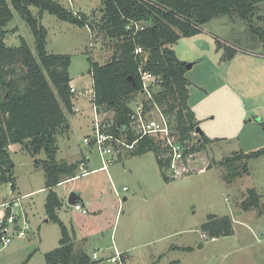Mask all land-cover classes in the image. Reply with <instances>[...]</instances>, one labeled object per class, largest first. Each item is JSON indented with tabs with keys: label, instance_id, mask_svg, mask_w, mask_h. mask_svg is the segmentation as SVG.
<instances>
[{
	"label": "rangeland",
	"instance_id": "1",
	"mask_svg": "<svg viewBox=\"0 0 264 264\" xmlns=\"http://www.w3.org/2000/svg\"><path fill=\"white\" fill-rule=\"evenodd\" d=\"M58 1L71 8V0ZM102 5L103 0H77L71 8L91 13L92 30L46 11L40 20L48 31V50L71 55V84L77 90L73 110H65L70 127L57 134L59 160L82 156L87 161L101 159L97 148L83 139L93 135L95 125L106 113L97 112L91 101L88 56L92 54L102 64L115 52V39L101 27ZM31 10L38 15L36 6H31ZM251 26L264 29V2L258 5L252 22L236 15H221L203 24L200 33L182 37L174 44L178 58L193 64L186 73L191 81L189 98L199 126L212 142L193 153L187 174L168 182L161 175L153 151L131 158L130 164L129 157L119 160L115 154L108 172L116 206L101 218L103 223L98 226H103L104 232L91 237L89 254H110L115 244L128 254L127 264H170L175 260L181 264H264V211L258 214L253 209L252 214L248 211L240 214V204L236 203L240 191L245 192L247 187H255L263 194L264 203V156L249 160V173L232 184L226 181V169L218 164L234 153L264 147V44ZM5 28L7 44L19 45L22 37L35 53L33 32L15 9ZM228 46L235 52L230 60H224ZM112 117L113 112H107L104 121ZM193 137L190 144L198 143L199 133H193ZM9 150L17 185L22 194H27L20 201L30 228L26 236L0 249V264H46L45 252L59 246L60 239V226L44 221L47 192L44 170L37 161L44 159L46 153L41 151L34 156L20 143L11 144ZM83 181L84 178L65 183L57 191L64 193L66 188L77 187ZM123 186L129 191H123ZM117 193L128 200L119 205ZM6 196V184L0 182V199ZM15 196L14 190L7 198ZM145 197L151 198L144 201ZM76 211L82 215L89 213ZM210 215H229L234 233L215 239L204 237L201 224ZM183 245L192 248H172Z\"/></svg>",
	"mask_w": 264,
	"mask_h": 264
},
{
	"label": "trees",
	"instance_id": "2",
	"mask_svg": "<svg viewBox=\"0 0 264 264\" xmlns=\"http://www.w3.org/2000/svg\"><path fill=\"white\" fill-rule=\"evenodd\" d=\"M264 0H103L102 29L115 39V52L105 63L88 56L92 77L93 105L99 111L113 112L105 129L117 137L132 142L131 131L133 101L142 95L139 75L142 57L147 60L144 69L161 77L160 87L153 98L166 114L176 122L178 140L189 146L185 154L202 150L212 139L199 133L198 143H191L193 133L198 132L200 121L189 105L191 81L187 78V62L178 58L174 44L182 37L198 34L202 25L221 15H236L252 22L258 5ZM31 6H36L38 15ZM13 9L27 22L35 38V53L21 37L19 45L5 41V28L13 18ZM74 25L93 28L91 14L74 11L58 0H0V182L16 188L15 164L9 146L22 144L32 155L45 151L46 157L37 161L45 175V214L60 226L59 246L45 252L46 264H92L90 256L77 249L73 235L58 215L63 201L55 191L61 182L77 175L79 163L57 159V134L66 129L68 119L65 110H73L74 93L71 92L70 66L72 58L67 53L51 52L47 48L48 31L41 23L44 12ZM96 11V9H95ZM137 21L144 24L142 30L128 29ZM251 25V24H250ZM264 44V29L252 27ZM220 43V42H219ZM221 45V43H220ZM141 46L144 54H136ZM235 52L227 47L224 60H230ZM143 96V95H142ZM144 98V96H143ZM133 103V104H132ZM130 156L153 151L161 174L168 182V160L161 157L166 150L156 136H146L132 149L123 148ZM264 156V147L248 153H234L218 162L226 169V181L233 182L249 172L248 161ZM262 195L254 188L246 191L240 203L243 210L264 211ZM80 202V201H79ZM78 202V203H79ZM201 229L211 238L234 233L229 215H210Z\"/></svg>",
	"mask_w": 264,
	"mask_h": 264
},
{
	"label": "built area",
	"instance_id": "3",
	"mask_svg": "<svg viewBox=\"0 0 264 264\" xmlns=\"http://www.w3.org/2000/svg\"><path fill=\"white\" fill-rule=\"evenodd\" d=\"M128 29L142 30L145 28L144 24L137 21H132ZM136 54H144V49L138 46L135 51ZM139 67V75L141 77L143 93L139 94L132 105L131 131L135 137L132 142H128L126 137H117L114 133H110L105 128L109 127L104 121L107 112L103 119L95 125L93 135L84 137L83 141L88 144H93L100 155L102 161V170H108L114 162V155L120 153L123 148L132 149L142 138L146 136H156L161 145L166 148L161 157L168 160V175L171 178H177L187 174L190 168V159L192 153L185 154L186 149L190 148L179 142L178 131L176 129V122L174 119L166 114L163 107L157 103L153 98V93L160 87L162 82L161 77L144 69V63L147 57L143 55ZM77 90L71 87V92L75 93ZM97 110V108H96ZM75 111H78L76 108ZM98 112V110H97ZM9 189L8 194H12L11 184H7ZM127 189L126 187L124 190ZM21 197H14L12 199L4 198L0 201V249L11 245L16 239L26 236L30 226L27 218L22 211ZM76 210L83 214L88 213L80 203L74 205ZM204 237H209L203 234ZM212 239H215L214 237ZM114 253L109 260L113 264H126L125 253L120 251L115 244H113ZM92 261H100V253H94L91 257Z\"/></svg>",
	"mask_w": 264,
	"mask_h": 264
},
{
	"label": "crops",
	"instance_id": "4",
	"mask_svg": "<svg viewBox=\"0 0 264 264\" xmlns=\"http://www.w3.org/2000/svg\"><path fill=\"white\" fill-rule=\"evenodd\" d=\"M75 1H77V0H71V4H70L71 8L75 5ZM74 11H81V10H74ZM71 86H72V84H71ZM83 92H84V89H83ZM189 105L193 109L191 102H190V98H189ZM193 111H194V109H193ZM194 112H195L196 117H197L196 111H194ZM69 127L70 126L67 124L66 128L68 129ZM117 155L119 156V160H122L123 157L124 158L129 157V163L126 161L124 163V165L126 163L130 164V162H132V159H134V157H136V156H130L129 154L126 153L125 150H121L120 153H118ZM60 160H65L69 163L78 162L79 166H78V170H77V175L74 178L67 179L55 187V189H56L55 191L58 193L59 197L63 201V206L59 209L58 214H59L61 220L64 222V224L69 229L70 233L73 235L76 248L84 250L91 258L92 254H89L87 251V247L89 246L91 237L92 236L95 237V234L99 231H102V233L104 232V227L98 226V224L103 223V222H101V220H102L101 218L104 217L105 215H107L112 210V208L113 207L115 208V206H116V204H115L116 199L113 196V192H112V189L110 186V184L111 185L113 184L112 179H111V175L108 172L109 169L107 171L100 169L102 167L101 159H100V161H99V159H98V161H95V159L94 160L90 159L87 161L85 156H82V157L77 158L76 160L68 159V158H66V159L62 158ZM158 166H159V164H158ZM130 169H132V168L130 167ZM115 171H116V175H118L119 171L118 170H115ZM99 173H101V174H99ZM14 176H15V172H14ZM83 178H84V181L81 184H79L77 187L72 185L70 188H68V189L66 188L64 193L61 192V194H59V191H57V187L65 184V183L71 182V181H76L78 179L81 180ZM235 181H236V179L233 182H231L230 184L234 183ZM138 185H140V184L138 183ZM125 187L127 188V186H123V191H129V188L124 190ZM249 188L256 189L255 187H247L245 192L240 191L241 192L240 197L238 194L237 197H239V198L238 199L236 198V203L238 202L240 204L242 202V200L246 197V191ZM44 189L46 191L45 187H44ZM11 190H12V192L14 190L17 192V196H15V197L23 198V197L27 196V194L21 193V191L17 185V178H16V188L11 189ZM8 191H9V189L7 187V184H6V194H8ZM72 192H76V193H79L81 195V200L79 203L85 209L88 210L89 213L87 215H82L81 213H79L78 211L75 210L74 205L68 204V199H69V196ZM258 193H259V191H258ZM68 194H69V196L67 198ZM259 194H261V193H259ZM117 195H118L119 200H120V202H118L119 205H121L122 200L123 201L128 200V197L125 195H123L122 198L118 193H117ZM261 195H262L261 200L263 202V194H261ZM7 197L8 196H6L5 198H7ZM150 198L145 197L144 201H148ZM155 198L156 197H154V199ZM3 199L4 198L0 199V201H2ZM238 209H240V212H239L240 214L243 212H247V211L252 214V211H253V210H246L245 211V210L241 209V207H239ZM44 221L49 222L51 220H49L46 216ZM68 224L71 225V228H69ZM202 224H201V226H202ZM201 232H202V235L205 233L202 229H201ZM59 241H60V239H59ZM200 245H202V243H200ZM112 248H113V246H112ZM172 248L191 250L192 246L191 245H183V246H173ZM113 253H114V251L111 252L110 254H100V256H101L100 261H108L109 262L110 261L109 258ZM127 257H128V254L125 252V258L124 259H125L126 264H127ZM94 262H96V261H94ZM170 264H181V263L179 260H175V261H172Z\"/></svg>",
	"mask_w": 264,
	"mask_h": 264
},
{
	"label": "water",
	"instance_id": "5",
	"mask_svg": "<svg viewBox=\"0 0 264 264\" xmlns=\"http://www.w3.org/2000/svg\"><path fill=\"white\" fill-rule=\"evenodd\" d=\"M192 66H193L192 63H188V64H187V69H190ZM83 93H85V90H84ZM197 131H198V133H200V134H204V131L201 129L200 126L197 128ZM80 200H81V195H80L79 193L72 192V193L70 194V196H69L68 204H69V205H75V204H77Z\"/></svg>",
	"mask_w": 264,
	"mask_h": 264
}]
</instances>
